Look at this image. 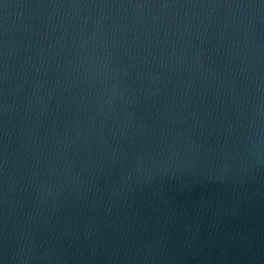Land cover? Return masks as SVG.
<instances>
[{"label": "water", "instance_id": "1", "mask_svg": "<svg viewBox=\"0 0 264 264\" xmlns=\"http://www.w3.org/2000/svg\"><path fill=\"white\" fill-rule=\"evenodd\" d=\"M0 264H264V0H0Z\"/></svg>", "mask_w": 264, "mask_h": 264}]
</instances>
